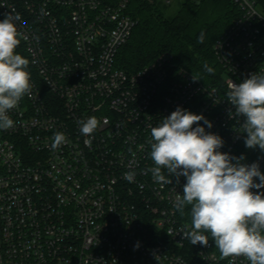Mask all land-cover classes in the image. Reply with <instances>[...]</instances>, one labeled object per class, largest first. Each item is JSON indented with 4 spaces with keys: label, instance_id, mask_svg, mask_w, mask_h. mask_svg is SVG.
Listing matches in <instances>:
<instances>
[{
    "label": "built area",
    "instance_id": "obj_1",
    "mask_svg": "<svg viewBox=\"0 0 264 264\" xmlns=\"http://www.w3.org/2000/svg\"><path fill=\"white\" fill-rule=\"evenodd\" d=\"M230 1L238 15L213 45L223 77L215 87L165 52L133 73L116 66L138 23L127 14L130 0H0V21L20 17L16 52L29 60L32 84L9 111L15 127L0 130V264H192L188 252L201 264H248L184 239L191 223L173 204L186 179L176 184L164 170L173 182L160 184L148 171L151 127L177 107L203 115L212 127L200 126L224 141L219 151L240 156L245 118L226 93L264 72V9L261 0ZM92 116L98 128L82 135L79 121ZM56 132L66 143L52 150ZM256 148H246L242 163L264 173Z\"/></svg>",
    "mask_w": 264,
    "mask_h": 264
},
{
    "label": "clouds",
    "instance_id": "obj_2",
    "mask_svg": "<svg viewBox=\"0 0 264 264\" xmlns=\"http://www.w3.org/2000/svg\"><path fill=\"white\" fill-rule=\"evenodd\" d=\"M19 20V15L9 13L0 21V130L15 127L9 111L16 109L25 95L31 96L27 70L30 62L16 52L20 44ZM197 42H204L203 32ZM203 68L214 74L207 63ZM226 95L235 107L234 115L245 118L241 125L242 132L246 133L245 146H258L264 151V72L252 73L239 84L232 82ZM200 121L212 127L203 115L177 107L157 126L151 127L148 143L155 166L148 171L160 184L173 182L163 174L164 170L175 177L176 184L180 177L186 179L183 194H177L173 204L181 216L190 207L191 229L180 230L184 239L192 245L207 246L209 240L205 233H208L222 257H245L248 264H264V192L251 191L264 188V173L258 163L243 164L240 162L243 156L220 152L223 139L206 132ZM99 123L95 116L79 121L81 134L91 136ZM64 143L66 136L54 133L52 150ZM90 143V139L85 140V144ZM135 175L134 171L126 172L124 179L131 183ZM168 234H172L171 230Z\"/></svg>",
    "mask_w": 264,
    "mask_h": 264
},
{
    "label": "trees",
    "instance_id": "obj_3",
    "mask_svg": "<svg viewBox=\"0 0 264 264\" xmlns=\"http://www.w3.org/2000/svg\"><path fill=\"white\" fill-rule=\"evenodd\" d=\"M101 1L109 5L118 2ZM261 4L264 9V0ZM167 7L160 3L130 0L127 14L138 23L126 45L120 49L116 66L133 73L165 52L173 56L177 68L196 76L205 85L220 87L223 83L222 70L214 57L213 45L238 15L237 8L230 0H179L176 13L168 17L165 14ZM201 32L204 33V42L198 43ZM205 63L214 69V74L204 70ZM245 138L239 146L240 156L247 148ZM189 211L190 207H186L184 216L178 212V219L191 223ZM205 234L212 248L219 252L211 235ZM187 259L192 264H201L192 253L188 252Z\"/></svg>",
    "mask_w": 264,
    "mask_h": 264
},
{
    "label": "rangeland",
    "instance_id": "obj_4",
    "mask_svg": "<svg viewBox=\"0 0 264 264\" xmlns=\"http://www.w3.org/2000/svg\"><path fill=\"white\" fill-rule=\"evenodd\" d=\"M179 6V0H174L167 8L165 11L166 16L171 17L174 16V14L176 13L177 9ZM250 152L255 149V148H247ZM256 150H260L259 148H256ZM212 248V247H211ZM213 251H216V249H213ZM218 253V252H217ZM220 253V252H219ZM195 258V257H194Z\"/></svg>",
    "mask_w": 264,
    "mask_h": 264
}]
</instances>
